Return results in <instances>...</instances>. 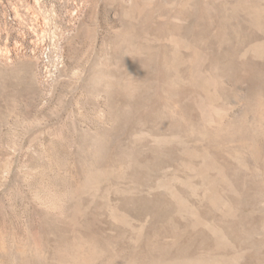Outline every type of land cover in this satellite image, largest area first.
I'll use <instances>...</instances> for the list:
<instances>
[{
    "label": "rangeland",
    "instance_id": "1",
    "mask_svg": "<svg viewBox=\"0 0 264 264\" xmlns=\"http://www.w3.org/2000/svg\"><path fill=\"white\" fill-rule=\"evenodd\" d=\"M156 263L264 264V0H0V264Z\"/></svg>",
    "mask_w": 264,
    "mask_h": 264
},
{
    "label": "bare ground",
    "instance_id": "2",
    "mask_svg": "<svg viewBox=\"0 0 264 264\" xmlns=\"http://www.w3.org/2000/svg\"><path fill=\"white\" fill-rule=\"evenodd\" d=\"M153 257V256H152ZM157 264V263H156Z\"/></svg>",
    "mask_w": 264,
    "mask_h": 264
}]
</instances>
